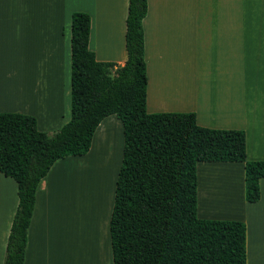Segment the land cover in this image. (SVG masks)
Here are the masks:
<instances>
[{"label": "crops", "instance_id": "0c3cea01", "mask_svg": "<svg viewBox=\"0 0 264 264\" xmlns=\"http://www.w3.org/2000/svg\"><path fill=\"white\" fill-rule=\"evenodd\" d=\"M127 9L128 0H0V72L6 73L0 83V113L34 117L42 133L61 129L70 119L71 15L90 17L88 48L97 62L123 66ZM142 27L146 112L193 113L200 127L243 131L247 160L264 161V0H147ZM18 78L21 87L14 82ZM115 120L104 119L95 134L109 135ZM210 164L206 181L198 178L197 211L203 219L222 214L221 221L243 222L247 264H264V223L251 222V211L264 208V179L260 200L248 204L244 165ZM64 170V161H57L43 187L51 190ZM7 179L0 174V187ZM17 200L11 212L8 204H0V264ZM52 241L46 242L50 246ZM53 253L39 261L61 262L57 250ZM101 255L94 252L92 260L99 257L105 263V246Z\"/></svg>", "mask_w": 264, "mask_h": 264}, {"label": "trees", "instance_id": "16d2710c", "mask_svg": "<svg viewBox=\"0 0 264 264\" xmlns=\"http://www.w3.org/2000/svg\"><path fill=\"white\" fill-rule=\"evenodd\" d=\"M147 0H128L123 66L95 60L90 17L71 15L70 119L39 132L34 117L0 113V174L18 204L3 264H24L38 186L57 161L84 157L100 123L114 116L123 146L109 218L112 264H247L246 225L197 217V165H244L245 201L260 200L264 161H248L239 130L197 125L193 113L146 112L142 21Z\"/></svg>", "mask_w": 264, "mask_h": 264}, {"label": "rangeland", "instance_id": "374dc122", "mask_svg": "<svg viewBox=\"0 0 264 264\" xmlns=\"http://www.w3.org/2000/svg\"><path fill=\"white\" fill-rule=\"evenodd\" d=\"M5 74L0 72V83L3 82ZM14 82L19 87L23 85L19 78ZM115 121L117 125H113V130L109 135H94L90 151L86 156L62 160L65 170L60 171L59 181L55 186H50V192L43 187L42 182L36 195L34 215L28 231L26 263L42 264L39 261L41 255L52 254L57 250L61 258H58L61 260L58 264H74V262L76 264H101L102 260L94 256L97 257L94 261L92 255L97 252L99 256H102L101 253L105 246L107 257H103V260L106 258L104 264H112L108 219L112 209L115 181L121 164L123 146L122 127L117 120ZM198 165V178L202 183L206 181L204 172L211 164L199 163ZM52 179L55 180V178ZM3 181L5 180H1L0 204L5 207L8 204V212H11V205L17 199L16 184L10 179H7V182ZM50 193L53 194L52 199ZM213 210L218 211L216 208ZM251 212L252 223L256 225L264 223L263 207L255 208ZM221 215L215 214L203 219L197 211V217L201 220H220ZM49 240H53L50 246L46 242ZM35 241H38L39 245H35ZM71 241L73 243L69 244ZM60 242L63 244L61 245ZM53 246L58 248L53 249ZM67 256L70 259H66Z\"/></svg>", "mask_w": 264, "mask_h": 264}]
</instances>
